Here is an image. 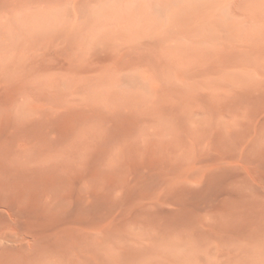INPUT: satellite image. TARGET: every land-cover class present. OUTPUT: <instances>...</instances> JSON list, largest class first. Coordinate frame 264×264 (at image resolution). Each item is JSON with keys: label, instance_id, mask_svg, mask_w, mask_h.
Here are the masks:
<instances>
[{"label": "rangeland", "instance_id": "1", "mask_svg": "<svg viewBox=\"0 0 264 264\" xmlns=\"http://www.w3.org/2000/svg\"><path fill=\"white\" fill-rule=\"evenodd\" d=\"M0 154L5 225L264 264V0H0Z\"/></svg>", "mask_w": 264, "mask_h": 264}, {"label": "bare ground", "instance_id": "2", "mask_svg": "<svg viewBox=\"0 0 264 264\" xmlns=\"http://www.w3.org/2000/svg\"><path fill=\"white\" fill-rule=\"evenodd\" d=\"M5 160L6 159H2L3 162ZM17 160L15 158L14 161L16 162ZM8 161L9 160H6V163ZM12 167L10 166V168ZM7 173L8 171L3 172V170L0 172V191L4 188L3 184L5 178L7 179V177L9 176V174L8 176H5ZM10 175L14 177L12 174ZM0 206H6L7 208H9V210H13V211H15L16 209L13 200H11L7 194L3 195L0 193ZM14 215L19 216L20 211L18 210V213H14ZM77 234L80 235L81 233H77ZM95 234L98 233L96 232L94 233V235ZM26 235L32 236L35 239V242L25 243L24 237ZM69 235H71V233L64 232V230L62 229H48V228L29 226V225H21V226L18 225L17 227L16 226L11 227L9 225H5L4 222L3 223L0 222V241L2 242L1 243L2 246L0 247L2 252V253L0 252V264H93L96 262H97L96 264H100L98 260L93 258H88V253H89L88 251L86 255H84V252L83 253L81 252V249L83 250V248L81 247L84 245L81 246L79 245V243L83 244L85 242V239L82 240V242L81 241L78 242L75 239L74 240L72 239L74 238L73 236L72 238H70ZM86 235L89 234L87 233ZM97 236H91V237L93 238L96 237V239H98ZM83 237L85 238L84 233H83ZM92 241L94 242V240ZM5 242H12L14 244L11 246H7ZM91 245L93 246L94 244L91 242ZM86 246L87 245H85V247ZM8 250L11 251L9 252V254L6 252ZM86 250L88 249L85 248V251ZM1 254H4V256Z\"/></svg>", "mask_w": 264, "mask_h": 264}]
</instances>
